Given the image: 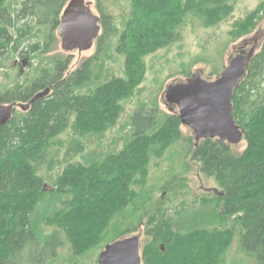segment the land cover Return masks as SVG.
Segmentation results:
<instances>
[{
	"label": "trees",
	"instance_id": "16d2710c",
	"mask_svg": "<svg viewBox=\"0 0 264 264\" xmlns=\"http://www.w3.org/2000/svg\"><path fill=\"white\" fill-rule=\"evenodd\" d=\"M69 1L24 0L14 11L0 0V64L13 52L41 60L29 83L0 91V105L28 103L51 90L27 111L16 109L0 128V264H98L107 244L144 225L152 240L143 264H220L221 243L231 232L247 256L264 264V42L233 98L243 151L219 139L197 146L183 134L178 114L144 102L129 118L125 144L103 150L145 78V58L182 41L189 20L219 27L239 0H116L124 7L119 19L111 0H97L96 52L75 70L71 56L57 53L56 32ZM26 17L36 20L41 35L30 23L17 25ZM263 18L264 1L235 26L233 40L251 35ZM23 28H30L31 40H22ZM115 57L123 61V76L108 68ZM93 138L103 143L91 148ZM180 142L184 170L173 162L150 180L151 167ZM188 158L223 195L196 203L187 217V207L172 216L155 193L168 194V204L179 201Z\"/></svg>",
	"mask_w": 264,
	"mask_h": 264
},
{
	"label": "rangeland",
	"instance_id": "374dc122",
	"mask_svg": "<svg viewBox=\"0 0 264 264\" xmlns=\"http://www.w3.org/2000/svg\"><path fill=\"white\" fill-rule=\"evenodd\" d=\"M21 1L24 0H9V4L12 5L14 11H17L22 7L20 5ZM263 1L264 0H239L235 5L233 17L216 28L206 29L201 27L199 23L189 20L184 28V37L182 41L170 48L160 50L157 53L146 57L145 78L138 86L135 97L128 102L126 112L122 116L116 130L111 133L109 132L104 138L103 141H105V143L103 146L105 148L103 149V147H100V150H106L108 147L114 149L115 147H122L123 144H125L124 136L129 130L125 129V127L133 111L141 102L159 106L160 110L164 113L178 114V108H175L172 104H168L165 98V91L170 84L182 83L187 80L184 75L185 70H190L193 74L201 75L205 80L214 81L225 71L230 59L239 54L245 41H249L248 46L245 48L247 52L254 47L258 52L264 42V18L259 22L256 30L244 39L234 41L233 32L235 26ZM86 2L91 5V8L96 15L101 16L97 9V0H86ZM108 6L111 13L115 14L119 19L124 10L123 5L121 8L116 0H111L108 3ZM25 23H30L33 31L38 33V35L42 34V28L37 25L36 20L32 17L24 18V20L17 25L22 27ZM23 29L26 34L23 36L22 40H29L31 32L28 31V29L30 28ZM58 30L59 28L56 33L59 35ZM16 31L17 29H15V32ZM28 43L29 42H24L22 49L26 48ZM95 52L96 45L91 50L85 52H80L78 50L66 52L62 49L61 41L57 48V53L71 56L73 58V63L71 65L72 70L79 67L86 59L93 56ZM122 65L123 61L119 57H115L114 60L110 61L108 68L116 74L123 76V74L120 73ZM40 67V59H33L27 56L21 57L19 54L13 52L9 57L4 60L2 59L0 64V91L6 88H12L18 84L23 86L26 85ZM217 71L220 72L221 75H219ZM182 132L185 136H194L193 131L187 126L182 127ZM94 135L100 134L97 133ZM64 139L66 140L67 137L63 136L61 138L62 141H64ZM98 143L102 144L103 142L98 141L97 138L89 139L88 142L91 148H96ZM245 148V141L236 147L239 151H243ZM185 153L184 142H180L178 145L174 146L164 155L162 160L158 161V163H160L159 167H156L155 165L151 167L150 180H153L154 182L155 179L159 177V174L163 173L164 169L173 164V162H176L175 164L178 165L179 169H181L182 166L183 169L181 170H184L182 162L184 161ZM82 159L83 158L81 157L79 158L80 161H82ZM187 160L189 161L191 169L189 173L183 175L186 180V187L184 189H179V201H174L173 203L168 204L167 199L170 197L168 194L162 192L155 193L157 198L165 197V202L167 204L166 208L172 216L175 215L176 211H181L182 208L185 209L187 207L189 210L184 216L187 217L190 214L189 212L197 207L196 203L200 206V203L206 201L209 196L212 197L213 195L220 193V188L215 180L207 178L201 173L200 164L190 161L189 158ZM155 163L157 162L155 161ZM46 188L51 190V183L48 182ZM146 232L147 227L144 225L137 233L133 234L140 235L141 237L142 257L145 246L152 240L151 237L146 235ZM230 235L229 241L228 239H225L221 243L222 255L220 258V264H257L252 257L247 256L241 250L236 233L231 232Z\"/></svg>",
	"mask_w": 264,
	"mask_h": 264
},
{
	"label": "water",
	"instance_id": "95a60500",
	"mask_svg": "<svg viewBox=\"0 0 264 264\" xmlns=\"http://www.w3.org/2000/svg\"><path fill=\"white\" fill-rule=\"evenodd\" d=\"M101 18L86 0H70L60 20L59 37L66 52H85L95 46L101 34ZM245 41L238 55L232 57L225 71L214 81L193 74L185 82L170 84L165 91L168 104L178 108L183 126L193 131L198 146L206 139H219L231 146L244 141V131L233 116V98L241 85L256 48L249 52ZM50 89L37 94L28 103L0 105V128L8 124L16 109L27 111L37 100L49 95ZM223 195V192L217 195ZM98 264H143L141 237L132 235L105 246Z\"/></svg>",
	"mask_w": 264,
	"mask_h": 264
},
{
	"label": "bare ground",
	"instance_id": "6f19581e",
	"mask_svg": "<svg viewBox=\"0 0 264 264\" xmlns=\"http://www.w3.org/2000/svg\"><path fill=\"white\" fill-rule=\"evenodd\" d=\"M163 262V261H162ZM164 264V263H163Z\"/></svg>",
	"mask_w": 264,
	"mask_h": 264
}]
</instances>
